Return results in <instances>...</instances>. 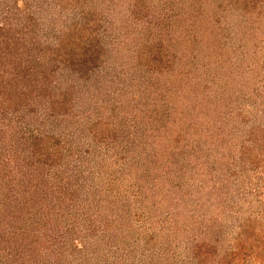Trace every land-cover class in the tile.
Listing matches in <instances>:
<instances>
[{"label":"trees","instance_id":"obj_1","mask_svg":"<svg viewBox=\"0 0 264 264\" xmlns=\"http://www.w3.org/2000/svg\"><path fill=\"white\" fill-rule=\"evenodd\" d=\"M19 1L22 2L13 0V7L2 3L1 110L28 100V110L37 113L39 107L32 103L41 102L40 106L45 104L44 108L48 110L51 109L48 102L51 100L54 106L51 116L60 120L56 126L62 124L65 128H59L65 130L56 131V135L55 132L40 133V136L33 134L26 137L27 141L23 135L24 142L29 144L22 149L24 154L17 156L20 159L9 157L11 151L14 156L16 153L11 142L1 156L0 171L6 175H1L0 188L6 197L0 199V241L2 245L5 238H12V242L3 244V250L8 246L2 252L7 251L3 258L10 259L5 263L0 257V264H75L77 254L88 251L92 252L94 262H100L103 257L104 264H264V0H164L168 6L166 10H163V0L153 3L152 0H131L129 5L135 7L132 24H128L126 18L122 26L124 33L117 38L121 49L117 50L110 40L115 36L103 29L104 24L97 22L96 15L89 22L79 26L74 24L66 30L53 27L52 40L39 32L37 23V28L33 25V31L29 27L27 31L22 28L19 33L12 32L16 13L23 5L22 2L18 7ZM29 1L32 0H25L27 4ZM39 1L45 3V0ZM75 3V6H81L80 0ZM158 6L162 7L156 8ZM149 14L154 23L149 19L145 28L138 29L136 20L147 18ZM163 17L174 18L175 26L163 24ZM112 18H109L111 22ZM172 32H178L177 36ZM187 33L192 38L185 35ZM171 36L173 40L169 39ZM234 37L252 40L253 56L258 59L252 80L244 78L243 83L240 79H235L237 83L229 82L232 89L236 88L232 94L240 92L253 103L252 114H246L244 121L254 118L258 121L242 146H238L239 150L232 144L235 136L229 130L228 119L221 120V110L226 108L223 115L230 111L234 100L226 86L224 72L231 67V55L235 53V49H226L225 42ZM105 38L110 42H105ZM164 41L167 44L163 47ZM56 42L67 50L61 53L57 46L52 51L50 45ZM181 54L184 64L178 67L174 65V59ZM191 55L196 58L195 62L188 60ZM53 59L65 60L72 73L71 80L83 81L85 85H97L94 79H99L100 71L106 68L121 70V75L114 80L109 78L105 84L102 82L100 95L96 93V98L89 102L84 95L76 97V90L62 88L60 93H56L52 89L51 70L45 72L40 66ZM186 65L188 71L183 69ZM34 66L43 74L32 75ZM211 67L217 68L219 77L208 74ZM104 89L107 92L105 96ZM235 96L240 97L238 94ZM229 115L232 116L231 113ZM3 127L5 132L11 133L15 128L4 123L1 125L3 135ZM196 132L200 136L194 139L192 133ZM59 134L68 138L75 135L87 138V134H93L91 140L107 146V152H111L109 147L120 150L117 152L119 158L113 155L114 160L107 166V172H99V176L107 177V185L116 186L126 172L128 181L132 180L131 184L138 181L142 189L145 186L151 190L163 188V192L157 194L160 199L168 197L167 190L174 187L176 193L182 195L183 208H189V219L185 218L184 225L180 226L177 220L169 218L173 227L163 229V238L166 237L169 243L163 238L157 241L150 237L147 242L149 252L142 254L139 260L138 254L133 256L127 251L116 259L106 257L109 250L100 234L94 236V232L106 233L108 227L105 230L89 228L91 232L83 229L88 233L85 237L76 232L73 238L71 233L67 234L69 226L62 225L58 215L60 208L57 213L53 210L49 213L48 208L49 202L55 204V197L52 198L55 188L52 186L56 181L52 176L57 172L54 170L65 162L76 163L73 151L65 150L60 144L63 141ZM53 138H57L55 148ZM76 145L79 146L78 143ZM97 149L99 154L103 151L100 145ZM198 151H203L204 155ZM90 152L87 148L84 153L88 156ZM62 159L64 162L58 161ZM152 176L154 178H150ZM68 193L73 197L74 193ZM99 195L103 196L102 191ZM118 197L117 194L115 202L108 201H122ZM130 204L136 209L134 202ZM143 207L147 212L145 220L139 219L140 213L137 215L136 211L127 210L128 214L122 217L123 223L118 230L115 229L120 231L124 227L127 231L126 237L115 233L120 239L127 238L129 249L140 241L137 230L144 228L141 223H147V227L149 224L153 232L161 231L152 207L141 205L140 209ZM107 212L101 210V217L107 219L103 222L105 226L110 225L108 220L111 217L115 221L118 218V215ZM18 214L22 221L16 219ZM163 223L166 220L163 219ZM27 227L36 234L28 233ZM56 227L54 233L53 228ZM109 228L110 232L114 231L112 224ZM23 237L24 240L32 237V251L15 248ZM139 245L140 242L134 247ZM8 248L16 250L13 253ZM30 252L36 254L38 263L26 259Z\"/></svg>","mask_w":264,"mask_h":264},{"label":"rangeland","instance_id":"obj_2","mask_svg":"<svg viewBox=\"0 0 264 264\" xmlns=\"http://www.w3.org/2000/svg\"><path fill=\"white\" fill-rule=\"evenodd\" d=\"M12 1L13 0H0V21L2 20V18H4V8L2 10V7H3L2 3L4 4V2H6L5 3L6 5L9 3V6L13 7L14 5H12ZM76 1L78 0H45V3H42L39 0H32V1H29V4H27L25 0H22L23 5H22V2L19 1L18 7H21L22 5V8L16 13L17 14L16 21H15L16 24L14 22L15 25L13 26V30H10V29L9 30L15 33H19L22 30V28L24 31H27V29L31 27V30L33 31L35 29L34 26L37 23L38 27L41 30L39 32L43 34L44 36H47L45 38H50L52 40L54 39L52 38L53 27L54 28L58 27V29L61 27L63 28V30H66V27L69 28L73 26L74 24L75 25L77 24L79 26L83 24V22L85 21L89 22L90 19H92V16L96 15L97 22L99 21L101 23L103 22L102 23L104 24V27L102 26L103 29H107V31L109 32V34H111V36L113 37L115 36L114 39L112 38L110 39V40H113L112 43H114L112 47H114L116 50L121 49L117 38L123 32L122 26L123 24H125L126 18H128V21H127L128 24H132L131 16L132 14H134L135 7H133V4L129 5L131 0L130 1L129 0H80L81 6H78V5L75 6ZM155 1L156 0H152V3ZM164 2L165 1L163 0V10H166L168 6L164 4ZM161 7L162 6H158L156 8H161ZM60 10H62V13L59 12ZM119 15H121L120 18H119ZM109 18H112L113 21L111 22ZM149 19H151V22H152V16L150 14L148 15L147 18L139 17L136 20L138 23L137 24L138 29H140L142 26L145 28L148 24ZM163 19H164L163 24L165 22L166 26H171L172 28L173 26H175V24H173L174 22L172 21L174 18L166 19L165 17H163ZM105 21L108 24L105 23ZM25 24H30V26L25 25ZM35 27L37 28V26ZM165 29H167V27ZM231 31H234V30H231ZM172 33L175 36H177L178 34V32L176 33L172 32ZM163 35L168 36L165 32H163ZM185 35L192 38L190 33H187ZM169 36H170V33H169ZM234 38L228 43L225 42V44L227 45L226 49H230L231 51L235 49L234 51L235 53L231 55V58H232V64L230 65L231 67H228L224 71L226 75V84H227L226 86L231 90L230 94L233 96L232 99L234 100H233V104L231 105L230 111H227L223 115L226 108L221 110V113H222L221 120L228 119L229 121L228 125L230 127L229 130H231V132L235 136L232 144H235L236 149L239 150L238 146L240 145L242 146L243 142L248 137L250 130H253L252 126L256 125L258 121L255 118H254L255 120L245 119L244 121L243 117H245L246 114L249 116L252 114L251 111H252L253 103L252 101L247 99L246 96L244 97V95L240 92L236 91V94L240 96L238 98L235 96L236 94H232L233 90H235L236 88L232 89L229 82L237 83L235 79H240V81L243 83L244 78L252 80L256 74L254 72L257 71L256 62L258 59L254 57L255 55L253 56L254 50H253L252 40H250L247 37H241L240 38L241 41L237 40V37L235 38V40ZM169 39L173 40V37L171 36L169 37ZM110 40L109 38H105V42H110ZM192 41H194V37ZM53 44L54 43H51L50 45V49L52 48V51H55L57 46H58V50L60 49L61 53H64V50H67L65 47H62L57 42L54 45ZM164 44L166 45L167 41L163 42V47H164ZM225 44H224V47H225ZM176 57L177 56H175V58ZM53 60L54 61L47 62L45 65H43V67L42 65L40 66V68H42V70L45 72H49V70H51L52 72L51 76L53 77L52 82H51L52 89L55 90L56 93H60L62 88L69 89V91L76 90L77 91L76 97H80L81 95H84L85 100H88L89 102L96 98V95H95L96 93L100 95L99 90H100V84H102V82L105 84V82L109 80V78H113L114 80V78H120L119 75H121V70H118L115 68H106L105 70L100 71L99 79L98 78L94 79V81L97 82V85L95 86L85 85L83 81L79 82L76 80L73 81V79L71 80V78H73L71 77L72 73L70 71L68 63L65 62V60H58V59H53ZM188 60H190L191 62H195L196 58H194V56L191 55V57L188 58ZM174 61H176L174 65H177L178 67L182 66L184 64L183 55L181 54L179 57L174 59ZM131 62H134V61H131ZM188 68L189 67L186 65L184 66L183 69H185V71H188L189 70ZM251 68L253 69L252 71L250 70ZM249 70L251 71V73L249 72ZM234 71H237V72H234ZM33 74L40 76L41 74H43V72L41 71V69H38L34 66V70H32V75ZM208 74H211L212 76H215L217 78L219 77L220 73L217 70V68L211 67ZM221 76H222V72H221ZM218 80L220 81V78H218ZM109 84L110 83H108V85ZM113 84L114 83H112V85ZM86 87L88 88L86 89ZM82 90L83 92L80 93V91ZM111 92L112 91H110V93ZM106 93L107 92L104 89V93H103L104 96ZM111 95L114 97L112 93ZM106 98L107 97H105V99L103 98V101L106 100ZM48 100H45V102ZM26 101L28 100H24L22 102L23 104H18L14 106L12 105L13 107L10 109L1 110V95H0V162H1V156L7 150L6 148L9 147L10 142L12 146H15L16 153L14 156L13 152L11 151L9 154V157L13 156V158L15 157V159H20L17 156L23 155L25 151L22 149L25 148V146L29 144V143L24 142V138L26 139L25 141H27V138H26L27 136H31L33 134L35 136H40V133H42L43 135H47V134H50L51 132H55V135H56L58 134L56 131L60 132L61 130L62 131L65 130V129L59 128V127L65 128V126H63L62 124H60L59 126H56L57 124L60 123V120L52 117L53 115L51 114V111L54 107L53 101L51 100L48 101L51 106V109H48V110L44 108L45 104L42 107L40 106L41 102L32 103L34 105H38L37 108L38 107L39 108L37 109L38 110L37 113L36 111H32L31 109L30 111L28 110L29 105L27 104ZM46 105L48 106V104ZM254 106H257V104H254ZM229 113H231L232 116L230 115L228 116ZM4 123H9V126L11 125L15 127L12 130V133L10 131L5 132L4 127H3V130L5 132L3 135L2 133L3 131L1 130V125L4 126ZM203 132L205 131L203 130ZM206 133L208 134V130ZM62 134H59L62 137L61 140L63 141L60 144L64 147L65 150L75 152V154L72 152V157L74 158L73 159L74 161L76 160V163H72L71 165L68 162H65V164H63L60 167L58 166L54 170L55 172H57L55 175L53 173L54 171H52L53 180L55 179L56 181V183H54V185L52 186L53 188H55L54 190L55 193L52 195V198L55 197L54 198L55 204H53L52 201L49 202L48 208H50V210L49 209L48 210H49V213L52 210L54 213H57L58 209L60 208L58 215L60 216V219L62 220V225L65 224L69 226L67 227L68 228L67 234L71 233L74 238V236H76V232H79L83 235V237H85L88 233L84 232L83 229L86 230L89 228L92 229L94 227H97V228L100 227L105 230L108 227V229L106 230V233H100V231H98L97 233L94 232V236L96 234L97 236L98 234H100V237L104 240L107 246V249L109 250V253L106 255V257L109 258L111 256L112 257L111 259H114V258L116 259V257L118 258L121 253H123L124 251H127V254L131 253L133 256H137L138 254L137 260H139V258L143 256L142 254L146 255L147 254L146 252H149L147 250L148 249L147 242L150 237H153L152 240L158 241L161 238H163V233H164L163 229L166 230V228L168 229V227L169 228L171 226L173 227V225H171L170 223L169 218H171L172 221L177 220L180 226L184 225L185 218L189 219V216H188L189 208L187 209L183 208V205L181 203L182 195L176 193L177 189H174V187L173 189H170L169 191L167 190L166 193H168L169 196L168 197L163 196L162 197L163 201L161 202L162 198L160 199V197H157V194L162 193L163 188L157 189V190L156 189L151 190L147 186H145V188L142 186L143 187L142 189L139 187L138 181L137 183H133V184H131L132 180L128 181V177H127L128 174L126 172H123L124 174H122V177L120 178L116 186L113 185L111 187L107 185V181H108L106 180L107 177L105 175L104 177L99 176V172H102L103 174L107 172L108 170L107 166H109V163H111L114 160V157L116 156V158H119V156L117 155L118 154L117 152H119L120 150L115 151V148L109 147L111 152L113 153H111L110 151L107 152L106 151L107 146H102V144L94 143V141L91 140V138L94 137L93 134L92 135L87 134V138L84 135L82 137L81 136L78 137L75 135L74 138H68V137H64ZM192 134L194 136V139L200 136L198 133L197 134L192 133ZM23 135H24V138H23ZM201 136L204 137L205 135H201ZM206 138L208 139L207 136ZM31 139H33V137ZM56 139L57 138L52 139L53 140L52 144L54 145L53 148H55L56 146L55 144H57ZM101 140L98 139V141H101ZM71 142L75 144L73 145ZM90 142H93V144L87 145ZM76 143H78L79 146H77ZM99 145L102 147V150H103L102 152L100 151V154H99V150L97 149ZM73 147L76 149L73 150ZM87 148L91 150V152L88 153V156L86 155L87 153H84ZM52 150L55 151L54 149ZM200 153L204 155L203 151H201ZM102 154L104 155L102 156ZM113 155L115 156L113 157ZM43 156H41L42 159H43ZM102 158L103 159L105 158L104 160H106V162H104V160L103 162H100V159ZM58 161L62 163L64 162V159H62L61 161L60 160ZM59 162L56 163V165L57 164L59 165ZM161 168L163 169V167H159V169ZM2 174L6 175L5 172L1 173L0 171V181H1V177L3 176ZM153 174H155L154 176H156L157 169ZM150 178H154V177L152 176ZM105 187L107 189H105ZM111 188H112V191H111ZM149 190L151 191L148 192ZM100 191H102V194H103V196L101 195V197L99 195ZM105 191L107 192L105 193ZM68 192H71V194L74 193L73 197L70 196V193ZM147 193H151V194H147ZM117 194L120 196L118 197V199L122 201H117L116 203H112L108 201V200H111L115 202V200H117L116 199ZM152 194L154 196H152ZM4 195L5 193L3 189L0 188V199L4 197ZM103 198H106V200H104ZM170 199H172V201ZM70 202L71 204H69ZM133 202L135 204L136 209L132 208L133 206H131L130 204ZM52 205H55V206L52 207ZM115 205H118V207H116ZM141 205L152 207L151 210L155 212L153 214L155 221L157 222L158 225L160 224L161 231L157 229V231L153 232L152 230H150L151 226L149 224L147 227L146 226L147 223H144V224L141 223L142 226H144V228H142L141 230H137L138 229L137 227L134 228L135 230H137V233L139 232L138 235L140 236L139 242L141 246L139 245V247H134L137 244H139V242H136L133 244L134 246H132L129 249L128 246H126L127 238L125 239L126 240L125 241L123 239H120V236L117 235V234L122 233V237L123 236L126 237L125 233L127 231L124 229V227H122L120 231H116V230H118V226H120V224L123 223L122 220L124 221V218L122 217L128 214L126 213L127 210L128 212L130 211L132 212V210L136 211L137 215H139L140 213V218L139 217L138 218L139 219L142 218L141 220L143 219L145 220V218H147L146 217L147 212L145 211L146 210L145 207L140 209ZM178 206H180L182 209H179ZM174 207H176V209H173ZM101 210H107L109 213L112 212L113 215L114 214L118 215V218L116 217L117 218L116 221L114 217H111L108 220L110 222L109 224L110 225L112 224V227H114V231L110 232V228H109L110 225L107 224L108 226H105V224H103V222H106L107 219L101 217ZM51 218L53 219V217ZM16 219L22 221L21 216H19V214L17 215ZM163 219L166 220V223H163ZM0 220H1V213H0ZM28 222H34V221H28ZM50 222L52 221L50 220ZM36 224H39V222H37ZM92 225H96V226H92ZM53 226L55 227L54 224L52 225V227ZM28 228L29 227H27L28 233H31L34 236L36 234L34 230L30 232V229ZM90 229L86 231L91 232ZM56 231H57V227L53 228V232L56 233ZM115 232H117V234ZM8 239L10 238H5L2 245L0 241V257L1 258L6 256L5 254L7 253V251H5L3 254L2 252L6 250V248L8 247L6 246L3 250V247H4L3 244L6 241L12 242L11 241L12 238L10 240ZM163 239H165L168 242L166 237H164ZM31 240H32V237L26 238V240H24V237H23L18 242L16 240L17 243H16L15 248L18 249L19 251H25V252L27 250L32 251L31 246L33 245V242ZM183 241H185V239H183ZM13 244L14 242L12 243V246ZM34 249L36 250L37 247L34 246ZM8 250L13 253L15 252V250H12V248H8ZM132 250H136V252H133ZM141 250H143L142 253L140 252ZM140 253L141 255H139ZM77 257L75 259L76 260L75 264H104V262L102 261L103 257L101 258L100 262L99 261L94 262V260L92 259L93 257H92L91 251H88L86 253L81 252V254H77ZM9 259L10 258L6 257L4 259V262L5 263L8 262ZM26 259H33V262L38 263V260L36 259V254L33 252H30V254H27ZM133 261H135V259H133Z\"/></svg>","mask_w":264,"mask_h":264}]
</instances>
